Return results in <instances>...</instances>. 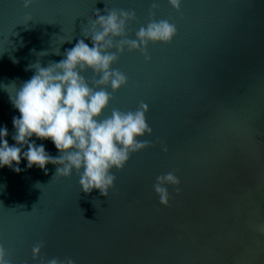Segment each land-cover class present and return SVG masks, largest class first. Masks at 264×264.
<instances>
[{"label":"water","instance_id":"95a60500","mask_svg":"<svg viewBox=\"0 0 264 264\" xmlns=\"http://www.w3.org/2000/svg\"><path fill=\"white\" fill-rule=\"evenodd\" d=\"M111 10L135 13L114 45L153 19L177 29L170 43L148 44L150 59L125 46L111 66L127 83L106 88L113 98L101 119L146 104L149 145L112 170L107 197L83 192L75 170L54 176L55 165L45 174L23 159L18 173L0 167L5 258L40 264L32 247L42 242L41 257L75 264H264V0H181L179 10L168 0H31L28 8L0 0V128L9 145L20 116L10 94L34 75L30 66L62 60L96 12ZM81 75L95 89L99 77ZM32 140L59 155L51 140ZM168 172L180 184L167 186L165 206L153 185Z\"/></svg>","mask_w":264,"mask_h":264},{"label":"clouds","instance_id":"9594fccd","mask_svg":"<svg viewBox=\"0 0 264 264\" xmlns=\"http://www.w3.org/2000/svg\"><path fill=\"white\" fill-rule=\"evenodd\" d=\"M168 2L180 9L181 0ZM30 6L31 0H24V7ZM134 18V12L124 10H111L107 15L97 11L96 19L89 21L90 27L83 29L84 39L66 50L62 60L46 67L38 62L30 66L35 69L34 75L21 84L14 96L10 94L11 103L20 116L12 120L15 145L10 146L7 141V128H0V167L7 166L18 173L23 159L28 168L39 167L45 174L48 164L55 165L54 176L71 177L75 170L83 192L91 193L95 189L107 197L109 189L115 186L116 176L112 170H122L131 153L146 148L149 142L141 138L152 132L146 121L148 107L144 103L135 111L114 109L110 116L101 119L113 98L106 88L110 86L115 92L127 83L126 76L111 66L125 46L142 51L148 60L150 42L167 44L177 34L175 25L168 20L153 19L136 32V39H119L114 45L115 38L126 36L127 23ZM86 39L91 40V47L85 43ZM114 46L116 51H110ZM88 69L99 77L94 81L95 89L89 87L81 75ZM32 137L51 140L59 155L53 157ZM179 184L173 172L156 177L153 188L162 205L169 204L167 186ZM176 191L179 193L180 188L176 187ZM258 230L264 232V225L258 226ZM43 246L41 242L32 247L33 259L39 258L40 264H75L71 258L41 257ZM5 257V249L0 246V264H9Z\"/></svg>","mask_w":264,"mask_h":264}]
</instances>
